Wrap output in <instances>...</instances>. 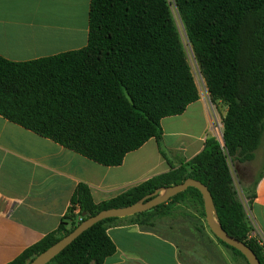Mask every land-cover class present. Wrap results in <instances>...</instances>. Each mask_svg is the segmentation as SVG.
I'll return each mask as SVG.
<instances>
[{
  "label": "trees",
  "instance_id": "obj_1",
  "mask_svg": "<svg viewBox=\"0 0 264 264\" xmlns=\"http://www.w3.org/2000/svg\"><path fill=\"white\" fill-rule=\"evenodd\" d=\"M172 6L211 101L227 105L223 142L209 137L198 155L177 163L164 145L162 121L184 114L200 96ZM0 116L105 167L122 166L155 139L170 166L100 204L79 184L59 228L9 264H29L101 211L131 206L187 179L209 189L220 225L264 264V248L248 241L252 224L232 169L256 159L264 136V0H91L85 48L22 63L0 56ZM185 199L206 217L201 193L189 188L150 211L97 223L49 264H105L117 252L112 224L153 228Z\"/></svg>",
  "mask_w": 264,
  "mask_h": 264
},
{
  "label": "crops",
  "instance_id": "obj_2",
  "mask_svg": "<svg viewBox=\"0 0 264 264\" xmlns=\"http://www.w3.org/2000/svg\"><path fill=\"white\" fill-rule=\"evenodd\" d=\"M90 6L91 0H0V56L22 63L85 48ZM206 111L199 99L184 114L162 121L174 163L204 149L212 129ZM169 170L155 139L129 153L122 166L105 167L0 116V264L11 263L59 228L79 184L88 185L100 204ZM236 171L247 178L246 170ZM243 189L252 227L264 236V170ZM108 234L117 252L105 264H205L182 254L164 234L123 220ZM219 251L223 264H233L231 255Z\"/></svg>",
  "mask_w": 264,
  "mask_h": 264
},
{
  "label": "rangeland",
  "instance_id": "obj_3",
  "mask_svg": "<svg viewBox=\"0 0 264 264\" xmlns=\"http://www.w3.org/2000/svg\"><path fill=\"white\" fill-rule=\"evenodd\" d=\"M169 1L173 2V0ZM172 12L181 35L183 48L197 85L200 99L207 105V119L210 121L212 128L208 135L209 137L216 138L222 143L224 131L223 121L227 113V105L223 101H216L214 103L211 101L205 79L201 74L192 48L185 36L184 28L181 26L177 18L176 9L173 6ZM262 144L263 145H261L260 149L256 152L255 161L249 162L245 166L237 165L236 167H232L234 170L236 187L242 200H245L243 188H245V186L251 188L259 171L262 170L264 164V142H262ZM238 168L239 170H246L248 172L245 180L239 178L236 174ZM164 194L165 192H162L161 196ZM149 229L171 238L178 245L181 253L185 256H190L194 262L204 261L205 264H211L215 261L216 263L223 264L221 260L223 255L219 251V248H221L228 256L231 255L233 264H247L244 259L237 256L234 257L230 250L218 243L207 225L206 218L202 215L201 206L197 202L188 199L179 202L176 210L171 213L170 216L158 220L156 226Z\"/></svg>",
  "mask_w": 264,
  "mask_h": 264
},
{
  "label": "water",
  "instance_id": "obj_4",
  "mask_svg": "<svg viewBox=\"0 0 264 264\" xmlns=\"http://www.w3.org/2000/svg\"><path fill=\"white\" fill-rule=\"evenodd\" d=\"M189 188L197 189L203 198L205 218L207 225L212 234L219 240L226 243L228 246L235 248L246 258L249 264H261L260 260L254 251L245 243L231 237L218 222L217 211L214 204L213 197L209 189L199 181L187 179L184 183L168 187L166 189L158 190L154 194L146 196L140 202L128 207L104 210L97 215L88 218L78 225L69 235L62 238L55 245L48 250L38 255L29 264H49L55 257L63 252L70 244H72L85 231L92 228L99 222L107 219H123L135 216L139 213L150 211L162 204L167 203L171 198L180 193L185 192ZM165 192L163 196L161 193ZM86 216V214H83Z\"/></svg>",
  "mask_w": 264,
  "mask_h": 264
},
{
  "label": "built area",
  "instance_id": "obj_5",
  "mask_svg": "<svg viewBox=\"0 0 264 264\" xmlns=\"http://www.w3.org/2000/svg\"><path fill=\"white\" fill-rule=\"evenodd\" d=\"M248 241H254L258 246L264 248V236L254 227H252L251 232L248 234Z\"/></svg>",
  "mask_w": 264,
  "mask_h": 264
}]
</instances>
